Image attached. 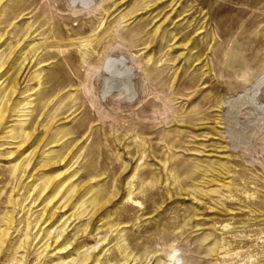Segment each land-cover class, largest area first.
Here are the masks:
<instances>
[{
  "label": "rangeland",
  "instance_id": "1",
  "mask_svg": "<svg viewBox=\"0 0 264 264\" xmlns=\"http://www.w3.org/2000/svg\"><path fill=\"white\" fill-rule=\"evenodd\" d=\"M16 76L0 264H264V0H0Z\"/></svg>",
  "mask_w": 264,
  "mask_h": 264
},
{
  "label": "bare ground",
  "instance_id": "2",
  "mask_svg": "<svg viewBox=\"0 0 264 264\" xmlns=\"http://www.w3.org/2000/svg\"><path fill=\"white\" fill-rule=\"evenodd\" d=\"M86 2V1H85ZM85 2H83V3H85ZM54 19V21L57 23V22H60V19H59V17L58 16H56L55 14H53L52 16H51V19ZM53 21V22H54ZM88 40V42H87V44H86V46L88 47V48H92V44H94L95 43V40H94V38H87L86 39V41ZM25 60H27L26 58L22 61V63H21V66H19V68L17 69V72H18V76H19V74L22 72V70L24 69V66H26L25 65ZM18 76H16L12 81H10V82H7V83H5V84H2L1 86H2V88H1V90H0V93L1 94H4L3 95V106H2V109H1V111H0V125H1V123H2V121H3V119H5V117H6V114H7V112H8V110H9V103H10V101H11V99H12V97H13V94L15 93V91L18 89L17 87H18V79H19V77ZM4 83V82H3ZM0 94V95H1ZM54 179H50V181H53ZM51 183H53V182H51ZM115 196H117V193H115ZM50 215H54V214H50Z\"/></svg>",
  "mask_w": 264,
  "mask_h": 264
},
{
  "label": "clouds",
  "instance_id": "3",
  "mask_svg": "<svg viewBox=\"0 0 264 264\" xmlns=\"http://www.w3.org/2000/svg\"><path fill=\"white\" fill-rule=\"evenodd\" d=\"M166 264H186L182 249L173 244L169 246V252L166 256Z\"/></svg>",
  "mask_w": 264,
  "mask_h": 264
}]
</instances>
